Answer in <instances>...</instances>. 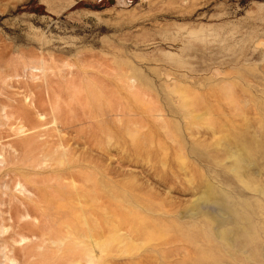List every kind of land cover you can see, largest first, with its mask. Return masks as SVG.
Wrapping results in <instances>:
<instances>
[{"label":"rangeland","instance_id":"1","mask_svg":"<svg viewBox=\"0 0 264 264\" xmlns=\"http://www.w3.org/2000/svg\"><path fill=\"white\" fill-rule=\"evenodd\" d=\"M86 250L264 264V0H0V264Z\"/></svg>","mask_w":264,"mask_h":264},{"label":"bare ground","instance_id":"2","mask_svg":"<svg viewBox=\"0 0 264 264\" xmlns=\"http://www.w3.org/2000/svg\"><path fill=\"white\" fill-rule=\"evenodd\" d=\"M177 91V90H176ZM226 94V93H225ZM187 96V95H186ZM182 101H184V100H182ZM186 101H187V98H186ZM62 138V137H61ZM33 142V141H32ZM32 142L30 141L29 143H27L26 145H32ZM57 157H59V156H57ZM235 158V157H234ZM236 159H238V158H236ZM59 160H60V158H59ZM240 161V160H239ZM64 187H66V185H64ZM73 204V203H72ZM65 210V208L62 206V204L61 203H59L58 204V207H57V209L56 210H53V209H51V208H49V207H46V208H44V209H41V212H40V216L41 217H45L47 220H48V224H47V227H48V231L49 232H51V235L49 236V237H47V239H49V240H51V239H53V241H59V242H62L63 243V241H64V239L66 238V237H69L68 236V234H71L72 233V231H80V229H76V227L75 226H77V222H79V220H80V218H79V215H77V214H75V213H71V212H68V213H65L64 215H61V213L63 212ZM76 211V210H75ZM92 211H94V210H92ZM95 215V214H94ZM98 215V214H97ZM96 215V216H97ZM100 217V216H99ZM99 217H97V218H99ZM79 219V220H78ZM85 219V218H84ZM43 220H45V219H43ZM94 220V219H93ZM83 221V220H82ZM85 221V220H84ZM85 223V222H84ZM99 223H100V221H99ZM86 224L87 223H85V225H83V226H86ZM96 225H98V223L96 224ZM37 226V225H36ZM36 226H34L33 224H32V222L30 221V222H24V223H21V224H19V229L20 230H22L23 228H26V229H28V232H30L31 234H34V229H35V227ZM87 228H88V226H87ZM91 230V229H90ZM88 231V230H87ZM115 231V230H114ZM94 234V233H93ZM72 235V234H71ZM91 236V235H90ZM89 236V237H90ZM75 237V236H74ZM73 237V238H74ZM79 237V236H78ZM88 237V236H87ZM109 237H111V235L109 236ZM93 238V237H92ZM106 238H107V236H106ZM4 239H6V238H4ZM22 240H24L25 238H21ZM80 239V238H79ZM86 238H84V240H85ZM91 239V238H90ZM89 239V240H90ZM95 239V238H94ZM99 239V238H98ZM97 239V240H98ZM103 239H105L104 237H103ZM66 241V243H67V239H65ZM75 240V239H74ZM83 240V241H84ZM69 241V240H68ZM76 241H77V239H76ZM82 241V240H81ZM86 241V240H85ZM95 241V240H94ZM104 241V240H103ZM79 242V241H78ZM102 242V241H101ZM110 242V241H109ZM113 242V241H112ZM40 244H41V242H39ZM39 243H38V246H36V247H34L33 245H32V247H30L29 249H27V251H26V254H33L35 257H39V258H41L39 255H44L43 254V252H40L41 250H39L40 248H38L39 246H41V245H39ZM58 243V242H57ZM56 243V244H57ZM69 243H70V241H69ZM82 243V242H81ZM91 243V242H90ZM90 243H87L88 245L90 244ZM93 243V242H92ZM55 244V243H54ZM64 244V243H63ZM63 244H60L62 247H63ZM68 244V243H67ZM71 244V243H70ZM78 244V243H77ZM97 244V243H96ZM59 245V244H58ZM59 245V246H60ZM75 245V244H74ZM83 245V244H82ZM86 245V244H85ZM84 245V246H85ZM94 245V244H93ZM98 245V244H97ZM60 246V247H61ZM92 246V245H91ZM91 246H88V247H91ZM96 246V245H95ZM67 247H68V245H67ZM70 247H72V246H70ZM78 247V246H77ZM26 248V246H21L20 247V249H25ZM48 248V247H47ZM66 248V247H65ZM65 248L63 247V249L65 250ZM76 248V247H75ZM93 248H94V250H96L95 249V247L93 246ZM92 248V249H93ZM13 249H16V248H13ZM45 249V248H44ZM43 249V251H46V250H44ZM50 249V248H49ZM62 249V248H61ZM77 249H79V248H77ZM85 249V248H84ZM89 249V248H88ZM58 250H59V248H58ZM63 250V251H64ZM67 250V249H66ZM93 250V251H94ZM62 251V252H63ZM69 251V250H68ZM72 251H74V250H72ZM81 251H83V249L81 250ZM81 251H80V254H81ZM90 251H92V250H90ZM89 250L87 251L86 250V252H85V255H83L84 257H85V262H89V263H91L92 264V262H93V260H94V258L95 257H93V251L92 252H90ZM50 252V251H49ZM92 253V254H91ZM46 255H50V254H48V251H47V253H45ZM70 254V253H69ZM71 254H73L72 252H71ZM77 254H79V252L77 251ZM83 254V253H82ZM71 256H73V255H71ZM71 256H69V257H71ZM76 256V255H75ZM75 256H73V257H75ZM78 256H81V255H78ZM77 256V257H78ZM95 256V255H94ZM48 257V256H47ZM46 257V258H47ZM82 257V256H81ZM80 257V258H81ZM98 257V256H97ZM44 258V257H43ZM49 258V257H48ZM47 258V259H48ZM79 258V257H78ZM52 259V258H51ZM84 259V258H83ZM97 259V258H96ZM43 260V259H42ZM80 259H78V261H79ZM48 261V260H47ZM77 263V262H76ZM79 263V262H78ZM77 263V264H78ZM72 264V263H71ZM75 264V263H74Z\"/></svg>","mask_w":264,"mask_h":264}]
</instances>
